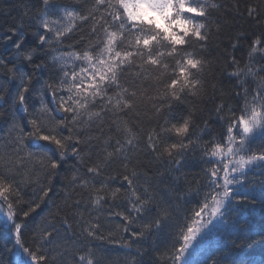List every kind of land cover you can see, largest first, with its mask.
<instances>
[{
    "label": "snow or ice",
    "instance_id": "obj_1",
    "mask_svg": "<svg viewBox=\"0 0 264 264\" xmlns=\"http://www.w3.org/2000/svg\"><path fill=\"white\" fill-rule=\"evenodd\" d=\"M13 7L0 264H264V0Z\"/></svg>",
    "mask_w": 264,
    "mask_h": 264
},
{
    "label": "trees",
    "instance_id": "obj_2",
    "mask_svg": "<svg viewBox=\"0 0 264 264\" xmlns=\"http://www.w3.org/2000/svg\"><path fill=\"white\" fill-rule=\"evenodd\" d=\"M20 3V0H6V3L3 5V6H0V23H3L5 22L6 20L9 19L10 16H16L19 12V9L18 8H11L9 10V5H15V4H18ZM257 219H260V217L258 216ZM3 220V217H0V222H2ZM108 247H112L111 245H109ZM259 248L255 249V250H258ZM120 256L121 258L123 257V252H120V253H116V252H113V256ZM251 255V258L256 260V261H259V257L253 253V251H251L250 253ZM6 259H10L12 261V264H15V258L14 257H8Z\"/></svg>",
    "mask_w": 264,
    "mask_h": 264
},
{
    "label": "bare ground",
    "instance_id": "obj_3",
    "mask_svg": "<svg viewBox=\"0 0 264 264\" xmlns=\"http://www.w3.org/2000/svg\"><path fill=\"white\" fill-rule=\"evenodd\" d=\"M253 253L256 254L259 257V259H261L260 249L254 250Z\"/></svg>",
    "mask_w": 264,
    "mask_h": 264
}]
</instances>
